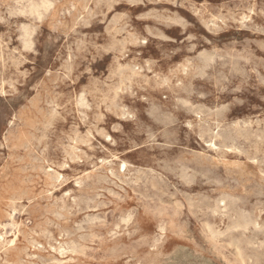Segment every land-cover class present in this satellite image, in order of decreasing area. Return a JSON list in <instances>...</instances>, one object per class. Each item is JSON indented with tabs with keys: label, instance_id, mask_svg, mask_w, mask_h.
<instances>
[{
	"label": "rangeland",
	"instance_id": "obj_1",
	"mask_svg": "<svg viewBox=\"0 0 264 264\" xmlns=\"http://www.w3.org/2000/svg\"><path fill=\"white\" fill-rule=\"evenodd\" d=\"M263 67L264 0H0V264H264Z\"/></svg>",
	"mask_w": 264,
	"mask_h": 264
},
{
	"label": "bare ground",
	"instance_id": "obj_2",
	"mask_svg": "<svg viewBox=\"0 0 264 264\" xmlns=\"http://www.w3.org/2000/svg\"><path fill=\"white\" fill-rule=\"evenodd\" d=\"M38 2H39V1H38ZM45 2H46V1H45ZM22 6H24V5H22ZM29 6H30V5H29ZM32 6H34V5H32ZM35 6H36V5H35ZM39 6H40V5H39ZM39 6H38V7H39ZM14 8H15V7H14ZM29 8H30V7H29ZM32 8L34 9V7H32ZM35 8H37V7H35ZM33 9H30V10H33ZM44 9H47V8H44ZM147 10H148V9H147ZM32 12H33V11H32ZM33 13H34V12H33ZM9 14H10V13H9ZM12 14H13V13H12ZM34 14H35V13H34ZM21 31L23 32V30H21ZM31 33H32V32H31ZM64 39H65V38H64ZM24 45H25V44H24ZM65 46H66V45H65ZM28 47H29V46H28ZM66 51H67V50H66ZM224 59H225V58H224ZM210 60H211V59H210ZM221 61H222V60H221ZM233 63H234V62H233ZM227 66H228V65H227ZM252 67H253V66H252ZM204 68H205V67H204ZM263 68H264V67H263ZM212 69H213V68H212ZM229 69H230V68H229ZM46 71H47V70H46ZM46 76H47V75H46ZM247 76H248V75H247ZM208 77H209V76H208ZM0 79H1V78H0ZM210 79H211V78H210ZM204 80H205V79H204ZM1 87H2V86H1ZM208 89H209V88H208ZM220 90H221V89H220ZM218 94H219V93H218ZM82 95H83V94H82ZM83 98H84V97H83ZM77 100H78V99H77ZM78 103H79V102H78ZM80 104H81V103H80ZM86 105H87V104H86ZM58 108H59V107H58ZM78 108H79V107H78ZM88 108H89V107H88ZM85 109H86V108H85ZM80 114H81V113H80ZM144 114H145V113H144ZM154 121H155V120H154ZM79 122H80V121H79ZM158 124H159V123H158ZM145 135H146V134H145ZM72 142H73V141H72ZM161 143H162V142H161ZM163 144H164V143H163ZM32 148H33V147H32ZM31 153H32V152H31ZM123 165H124V164H123ZM123 165H122V166H123ZM161 165H162V164H161ZM163 166H164V165H163ZM61 168H62V167H61ZM88 172H89V171H88ZM134 174H135V173H134ZM151 175H153V174H151ZM157 178H158V177H157ZM74 183H75V182H74ZM164 187H165V186H164ZM109 192H110V191H109ZM185 197H186V196H185ZM94 198H95V197H94ZM200 198H201V197H200ZM223 200H224V199H223ZM223 200H222V201H223ZM217 203H218V202H217ZM196 204H197V203H196ZM222 204H223V202H222ZM224 204H225V200H224ZM217 205H218V204H217ZM217 205H216V206H217ZM219 205H220V204H219ZM224 206H225V205H224ZM225 207H226V206H225ZM176 208H177V207H176ZM217 208H219V207H216L215 209H217ZM224 209H225V208H224ZM203 214H204V213H203ZM95 216L97 217V215H95ZM83 220H84V219H83ZM95 220H96V219H95ZM80 221H81V220H80ZM80 221H79V222H80ZM85 222H86V221H85ZM88 223H89V222H88ZM88 223H87V224H88ZM7 228H8V227H7ZM81 228H82V227H81ZM74 229H75V228H74ZM84 229H85V226H84ZM82 230H83V229H82ZM111 232H112V231H111ZM87 238H88V237H87ZM34 243H35V242H34ZM82 246H83V245H82ZM236 247H237V246H236ZM59 250H60V249H59ZM239 250H240V249H239ZM240 251H241V250H240ZM239 255H240V254H239ZM236 256H237V255H236ZM239 258H240V260L242 259L241 257H239ZM239 258H238V259H239ZM246 259H248V257H247ZM240 260H239V261H240ZM241 261H242L241 263H244V262H243V259H242ZM123 262H124V261H123ZM245 262H246V261H245ZM54 263H55V262H54ZM247 263H249V262H247Z\"/></svg>",
	"mask_w": 264,
	"mask_h": 264
}]
</instances>
